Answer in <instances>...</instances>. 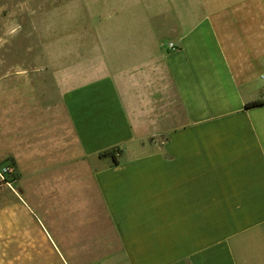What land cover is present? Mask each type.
Instances as JSON below:
<instances>
[{
  "label": "crops",
  "instance_id": "0c3cea01",
  "mask_svg": "<svg viewBox=\"0 0 264 264\" xmlns=\"http://www.w3.org/2000/svg\"><path fill=\"white\" fill-rule=\"evenodd\" d=\"M77 1L66 56L2 76L21 244L57 264H264V103L245 106L264 97V0Z\"/></svg>",
  "mask_w": 264,
  "mask_h": 264
},
{
  "label": "rangeland",
  "instance_id": "374dc122",
  "mask_svg": "<svg viewBox=\"0 0 264 264\" xmlns=\"http://www.w3.org/2000/svg\"><path fill=\"white\" fill-rule=\"evenodd\" d=\"M82 4L77 0H0V88L9 83L2 77L4 73L19 69L32 72L43 66L40 59L66 56L67 46L81 40V33L68 26L67 19L72 12L81 14ZM5 166L11 171L3 172ZM15 179L14 163L0 162V264H57L55 258L34 256L30 249L33 242L21 244L19 240L18 210L6 189ZM4 204L10 205L7 215Z\"/></svg>",
  "mask_w": 264,
  "mask_h": 264
},
{
  "label": "trees",
  "instance_id": "16d2710c",
  "mask_svg": "<svg viewBox=\"0 0 264 264\" xmlns=\"http://www.w3.org/2000/svg\"><path fill=\"white\" fill-rule=\"evenodd\" d=\"M263 103H264V97H260V98H257L255 100H253V101L245 103V106L246 107H251V106L260 105V104H263ZM118 152H119V148L112 147V148H109L107 150H104V151L100 152L99 156L100 157L109 156L111 158L112 162L114 164H116V163H118V159H117V153ZM3 180L5 181V178Z\"/></svg>",
  "mask_w": 264,
  "mask_h": 264
},
{
  "label": "built area",
  "instance_id": "2783aa9c",
  "mask_svg": "<svg viewBox=\"0 0 264 264\" xmlns=\"http://www.w3.org/2000/svg\"><path fill=\"white\" fill-rule=\"evenodd\" d=\"M169 47L173 48L174 46H173L172 43H170V44H169ZM261 77H264V73L261 74ZM11 169H12V168H11L10 166H5V167L2 169V171H3V172H7V171H11Z\"/></svg>",
  "mask_w": 264,
  "mask_h": 264
}]
</instances>
